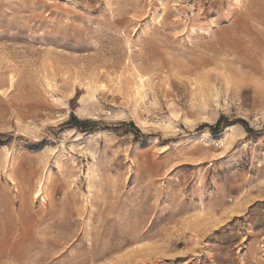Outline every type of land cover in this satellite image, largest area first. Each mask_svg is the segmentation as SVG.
Listing matches in <instances>:
<instances>
[{
	"label": "rangeland",
	"instance_id": "1",
	"mask_svg": "<svg viewBox=\"0 0 264 264\" xmlns=\"http://www.w3.org/2000/svg\"><path fill=\"white\" fill-rule=\"evenodd\" d=\"M0 264H264V0H0Z\"/></svg>",
	"mask_w": 264,
	"mask_h": 264
},
{
	"label": "trees",
	"instance_id": "2",
	"mask_svg": "<svg viewBox=\"0 0 264 264\" xmlns=\"http://www.w3.org/2000/svg\"><path fill=\"white\" fill-rule=\"evenodd\" d=\"M70 121H74L75 122L74 126L78 127V128H82V129H83L84 125L86 124L85 121L78 120L76 117H72L70 119ZM221 122H222V118L219 119V121H218L216 126H210L211 129H213L212 130L213 134H218L220 132V130H219L220 128L219 127L221 125Z\"/></svg>",
	"mask_w": 264,
	"mask_h": 264
},
{
	"label": "bare ground",
	"instance_id": "3",
	"mask_svg": "<svg viewBox=\"0 0 264 264\" xmlns=\"http://www.w3.org/2000/svg\"><path fill=\"white\" fill-rule=\"evenodd\" d=\"M143 81H144V80L142 79V83H143Z\"/></svg>",
	"mask_w": 264,
	"mask_h": 264
}]
</instances>
